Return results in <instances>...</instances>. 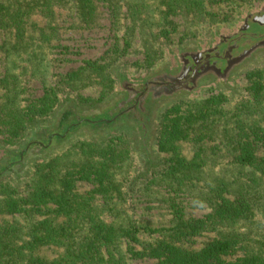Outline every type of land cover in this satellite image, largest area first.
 Segmentation results:
<instances>
[{"label":"trees","instance_id":"16d2710c","mask_svg":"<svg viewBox=\"0 0 264 264\" xmlns=\"http://www.w3.org/2000/svg\"><path fill=\"white\" fill-rule=\"evenodd\" d=\"M93 1L0 0V136L17 143L29 120L49 112L54 101L43 109L22 106L15 72L28 64L34 74L44 77L56 33L54 19L61 14L93 19ZM101 1L109 7L125 3L132 15H139L135 19H160L151 26L162 29L165 20L177 15L219 18L206 9L210 0ZM41 20L48 23L41 25ZM250 74L251 85L233 102L221 96L165 110L157 141L169 154L158 172L167 184L158 179L148 182L146 176L141 185L131 180L124 184L127 177L116 178L123 155L96 144L91 151L95 158L75 154L74 160L72 153H66L35 163L24 191L0 181V264H131L123 244L129 246L131 258L152 259L151 264H264V84ZM106 119L107 113L85 120L63 113L53 130L42 129L18 150L5 153L0 177L14 172L34 148L44 152L83 123L109 125ZM180 142L193 146L190 160L178 151ZM78 181H91L96 189L89 196L79 195L74 191ZM156 184L181 188L191 200L207 203L209 214L188 219L183 207L172 204L173 214L165 226L135 219L125 208L128 199L138 194L151 197ZM7 216L25 222L8 221ZM199 237L207 239L196 247ZM43 249L54 256L41 255Z\"/></svg>","mask_w":264,"mask_h":264},{"label":"rangeland","instance_id":"374dc122","mask_svg":"<svg viewBox=\"0 0 264 264\" xmlns=\"http://www.w3.org/2000/svg\"><path fill=\"white\" fill-rule=\"evenodd\" d=\"M210 1L206 4V9L217 15L218 19H190L177 15L164 21V29L151 26L158 24L160 19H135L139 15H132L125 3L109 7L101 0L93 1V19H72L64 14L54 19L52 25L55 26L56 33L47 53L49 67L45 76L34 74L33 66L28 64L15 72L20 82L22 106L27 107V110L28 107L43 109L49 101H54L53 106L47 114L34 116L27 122L25 135L17 143L0 136V162L6 152L18 150L21 143L36 137L42 129L53 130L63 113H73L83 120L102 118L124 97L123 82L136 85L162 70L175 69L179 55L209 49L217 44L219 38L233 37L240 32H243L242 36L249 38L251 34L241 30L243 20L254 12L264 11V0ZM47 23L46 20L40 22L41 25ZM253 43L254 40L246 39L242 46L247 49ZM232 54L236 55V51ZM0 58L3 56L0 55ZM250 73L255 74L264 84V49L255 51L242 60L224 80L210 76L190 92L162 97L149 104L147 118L141 115V121L122 117L99 127L83 123L74 131L65 133L66 138L53 141L44 152L34 148L14 172H6L0 177V181L24 191L35 163L46 162L56 156L62 157L66 153H72L74 160L78 156L75 154L95 158V153L91 151H95L96 144L107 149L115 148V155H123V165L116 172H119L116 178L122 181L127 177L124 184L131 180L141 185L147 180L145 176L150 178L148 182L159 180L167 184L168 181H160L158 174L169 156L159 148L157 141L162 114L169 108L181 105V109H184L183 103L193 100H219L221 96H225L233 102L244 87L251 85L248 78ZM252 80H255L254 77ZM83 144L86 145L80 147ZM177 148L188 160L193 157L195 150L189 143H177ZM152 173L154 175L151 176ZM174 188L156 184L152 188L151 197L132 195L125 208L135 219L148 221L152 227L168 224L174 210L172 204L183 207L188 219H204L209 214L207 203L191 200L184 190ZM94 189L96 186L91 181H78L74 191L79 195L89 196ZM94 196L99 197L96 194ZM165 198H172L174 202L161 200ZM35 215L42 218L37 212ZM6 218L8 221L15 218L25 222V218ZM148 237L147 233L142 235V238ZM206 239L197 238L195 246L199 247ZM122 250L127 252L126 256L131 264L154 262L147 258H131L126 244H123ZM41 255L51 258L54 252L43 249Z\"/></svg>","mask_w":264,"mask_h":264},{"label":"flooded vegetation","instance_id":"af4514ba","mask_svg":"<svg viewBox=\"0 0 264 264\" xmlns=\"http://www.w3.org/2000/svg\"><path fill=\"white\" fill-rule=\"evenodd\" d=\"M256 17L259 18V15ZM259 19H264V15L260 14ZM263 23L251 24L248 28L251 31L249 38L242 36L243 32L233 37L219 38L217 44L209 49L189 51L179 55L178 66L175 69L162 70L136 85L123 82L124 97L118 105L107 111L109 120L106 119V122H114L122 117L141 121L142 117L147 118L149 104L162 97L190 92L199 82L210 76L224 80L231 70L241 62V60L236 61L232 52L239 50L238 48L242 47V42L246 39L254 40V45L247 48L253 51L251 55L255 51L264 49ZM248 29L243 28V31ZM246 51L241 52L238 56Z\"/></svg>","mask_w":264,"mask_h":264},{"label":"water","instance_id":"95a60500","mask_svg":"<svg viewBox=\"0 0 264 264\" xmlns=\"http://www.w3.org/2000/svg\"><path fill=\"white\" fill-rule=\"evenodd\" d=\"M260 14L264 15V11L254 12V13L248 15L247 17H245V19L243 20V28L248 29L251 26L252 23L262 24L264 22V19H259L260 18ZM257 15H259V18L256 17ZM251 19H254V20H251ZM243 28L241 30H243ZM246 32L251 34V31L249 29ZM253 45H254V43H253ZM238 49L239 50H236V55L233 56V57H235L236 61L237 60H241V61L243 60L244 61L245 59L250 57L251 52H253L251 50L246 49V47H243V46L241 48H238ZM246 50H248V51H246ZM243 51H246L244 54H242L243 56L242 55L238 56ZM246 54H247V56H246ZM237 56H238V58H237Z\"/></svg>","mask_w":264,"mask_h":264}]
</instances>
